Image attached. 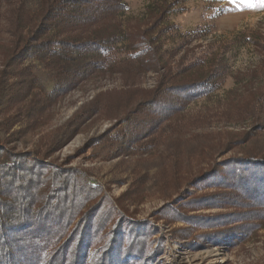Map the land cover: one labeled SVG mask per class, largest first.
Masks as SVG:
<instances>
[{"label": "rangeland", "instance_id": "374dc122", "mask_svg": "<svg viewBox=\"0 0 264 264\" xmlns=\"http://www.w3.org/2000/svg\"><path fill=\"white\" fill-rule=\"evenodd\" d=\"M24 1L37 9L39 0ZM120 4L91 29L146 31L158 72L120 40L54 68L28 56L0 88V211L9 224H0V259L264 264V185L251 181L264 169L237 162L264 156V0ZM106 6L88 9L98 17ZM158 9L166 14L153 26ZM91 32L85 24L45 37L59 51L61 40L81 47ZM169 73L164 86L210 76L215 86L152 101Z\"/></svg>", "mask_w": 264, "mask_h": 264}, {"label": "trees", "instance_id": "16d2710c", "mask_svg": "<svg viewBox=\"0 0 264 264\" xmlns=\"http://www.w3.org/2000/svg\"><path fill=\"white\" fill-rule=\"evenodd\" d=\"M101 1H107L108 6H106L105 11L100 12L99 16L96 17L98 12L88 9V6ZM82 4H86V18L81 17L82 19L78 20L77 14H82L83 12H78V9L75 8H80L79 6ZM120 9V0H39L37 9L32 12L27 8L24 0H7L6 2L0 0V88L6 87L16 64L28 56L38 54L40 60L44 61L48 67L54 68L60 66L64 60H67L70 53L80 52L82 48L84 50L86 48L89 52L87 53L88 56L94 57L95 54L103 56L106 52L111 51L112 47L120 40L128 42L127 48L133 52L131 54L133 60H139L147 68L158 72L160 68L156 59V51L151 47L154 40L149 38L146 31L137 30L129 33L128 36L120 38L122 32L120 33L119 30L113 29L111 26L107 28L109 24L107 26L103 25L104 31L101 33L91 29L92 25L98 21L106 22L114 19ZM157 12L153 26L158 25L162 15L166 14L165 9H158ZM85 24L86 30H92V32L88 33L86 42L81 47L75 46L70 40H61L57 44L59 51H56L54 49L55 42L53 43L50 37H45L47 32L52 29L61 27L63 32L71 34L77 26L81 25L84 27ZM4 34L8 36L7 40L3 39ZM84 45L86 47H82ZM99 64L102 65L103 62H99ZM187 71L183 70L181 74ZM167 75H161L158 86L150 92L149 97L152 101L157 102L163 94H183L193 98L209 93L215 86L214 81H212L213 76L207 77L205 81L204 77H199L194 80L164 86L167 81L169 82L173 79L170 73L168 78ZM237 162H242L243 165L252 169H264V156L257 159L254 157L242 158L238 159ZM251 181L260 182V184L264 185V180L256 181L251 178ZM262 196L264 197V193ZM1 212L2 210L0 211V224L1 228H3L2 220L5 216ZM8 225L3 228V231H6L5 228ZM16 225H19V223L11 225L10 228ZM3 245L8 249V244L4 243ZM6 258L7 263L0 259V264H17L12 252H8ZM37 260L36 257L34 260L27 261V264H36ZM51 263L49 261L48 264ZM73 264H78V262Z\"/></svg>", "mask_w": 264, "mask_h": 264}]
</instances>
